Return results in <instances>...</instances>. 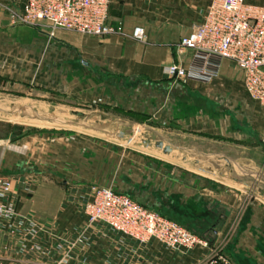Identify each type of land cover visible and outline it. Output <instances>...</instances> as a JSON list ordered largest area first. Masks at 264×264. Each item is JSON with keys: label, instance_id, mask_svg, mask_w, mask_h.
Masks as SVG:
<instances>
[{"label": "crops", "instance_id": "1", "mask_svg": "<svg viewBox=\"0 0 264 264\" xmlns=\"http://www.w3.org/2000/svg\"><path fill=\"white\" fill-rule=\"evenodd\" d=\"M211 2L111 0L107 24L122 32L92 37L14 24L10 13L22 12L24 0H0V98L26 104L13 116L29 108L76 114L39 116L50 124L73 127L78 111L90 109L120 127L149 123L164 132L171 158L149 161L150 176H123L117 193L221 244L233 264H264V106L246 93L243 74L229 61L210 85L176 83L167 73L187 62L191 52L179 55L177 45L203 23ZM245 2L264 7V0ZM138 27L144 42L132 36ZM29 144L0 136V174L14 178L17 212L55 219L57 232L73 235L83 223L78 200L92 184L41 181L46 170L29 160ZM7 230L0 228V264L53 262ZM92 239L89 255L69 264H198L204 254L174 252L157 240L141 244L105 228Z\"/></svg>", "mask_w": 264, "mask_h": 264}, {"label": "built area", "instance_id": "2", "mask_svg": "<svg viewBox=\"0 0 264 264\" xmlns=\"http://www.w3.org/2000/svg\"><path fill=\"white\" fill-rule=\"evenodd\" d=\"M110 1L24 0L23 11L11 12L10 18L14 24L30 28L45 23L51 36L61 29L103 37L122 32L120 27L107 24ZM132 36L139 42L146 40L141 27L135 28ZM190 52L185 64L167 68L170 79L181 84L210 85L220 76L224 62L229 61L243 74L246 93L264 106V7L249 5L245 0H212L203 23L177 45L179 55ZM14 182V178L0 175V228H7L12 238L26 242L24 249L37 258L53 259L50 264L86 258L92 235L104 228L141 244L157 240L174 252L200 248L204 254L198 264H232L219 244L107 187L90 186L78 200L83 223L73 235L60 234L55 219L19 216Z\"/></svg>", "mask_w": 264, "mask_h": 264}, {"label": "rangeland", "instance_id": "3", "mask_svg": "<svg viewBox=\"0 0 264 264\" xmlns=\"http://www.w3.org/2000/svg\"><path fill=\"white\" fill-rule=\"evenodd\" d=\"M5 81L6 78H0V88ZM1 97L0 104L3 107L0 110V136L10 137L14 142L22 137L30 141L29 160L46 170L41 180L43 182L59 185L63 179L107 187L117 192L122 189L120 184L123 176L132 179L133 172L150 176L149 161L171 158L165 155L164 148L158 147L159 143H163L164 147L168 146V140L163 135L165 133H155L149 123L145 126L120 127L112 123L110 117L99 119V115L90 114V109H85V113L83 109L78 111L81 114L77 115V124L73 127L64 126L60 121L55 125L43 122L39 116L54 114L63 118L76 114L58 108L41 111L29 108L13 116L12 113L17 108L19 110L20 106L26 104L16 102L12 96ZM222 254L224 255L223 251Z\"/></svg>", "mask_w": 264, "mask_h": 264}, {"label": "water", "instance_id": "4", "mask_svg": "<svg viewBox=\"0 0 264 264\" xmlns=\"http://www.w3.org/2000/svg\"><path fill=\"white\" fill-rule=\"evenodd\" d=\"M158 147H160V148H164V152H165V153H168V152L171 151V148H170L169 146H165V147H164V144H163V143H159V144H158Z\"/></svg>", "mask_w": 264, "mask_h": 264}, {"label": "trees", "instance_id": "5", "mask_svg": "<svg viewBox=\"0 0 264 264\" xmlns=\"http://www.w3.org/2000/svg\"><path fill=\"white\" fill-rule=\"evenodd\" d=\"M118 193H119V192H118ZM120 194H122V193H120ZM166 217H168V216H166ZM168 218L173 219V218H171V217H168ZM173 220H175V219H173ZM175 221H177V220H175ZM177 222H179V221H177Z\"/></svg>", "mask_w": 264, "mask_h": 264}, {"label": "bare ground", "instance_id": "6", "mask_svg": "<svg viewBox=\"0 0 264 264\" xmlns=\"http://www.w3.org/2000/svg\"><path fill=\"white\" fill-rule=\"evenodd\" d=\"M41 117V116H40Z\"/></svg>", "mask_w": 264, "mask_h": 264}]
</instances>
